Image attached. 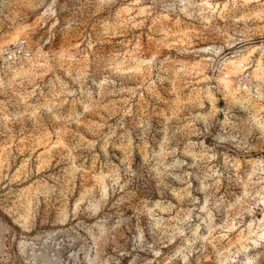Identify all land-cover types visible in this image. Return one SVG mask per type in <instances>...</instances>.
I'll list each match as a JSON object with an SVG mask.
<instances>
[{
	"label": "rangeland",
	"instance_id": "374dc122",
	"mask_svg": "<svg viewBox=\"0 0 264 264\" xmlns=\"http://www.w3.org/2000/svg\"><path fill=\"white\" fill-rule=\"evenodd\" d=\"M0 264H264V0H0Z\"/></svg>",
	"mask_w": 264,
	"mask_h": 264
}]
</instances>
